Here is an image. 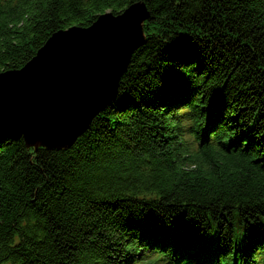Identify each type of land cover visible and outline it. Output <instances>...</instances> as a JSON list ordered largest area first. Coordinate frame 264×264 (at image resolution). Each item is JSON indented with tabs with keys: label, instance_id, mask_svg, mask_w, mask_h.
Wrapping results in <instances>:
<instances>
[{
	"label": "trees",
	"instance_id": "1",
	"mask_svg": "<svg viewBox=\"0 0 264 264\" xmlns=\"http://www.w3.org/2000/svg\"><path fill=\"white\" fill-rule=\"evenodd\" d=\"M135 3L145 43L75 143L0 140V264H264V0H0V73Z\"/></svg>",
	"mask_w": 264,
	"mask_h": 264
},
{
	"label": "water",
	"instance_id": "2",
	"mask_svg": "<svg viewBox=\"0 0 264 264\" xmlns=\"http://www.w3.org/2000/svg\"><path fill=\"white\" fill-rule=\"evenodd\" d=\"M143 3L90 27L54 33L20 70L0 73V140L65 150L111 105L134 52L145 43Z\"/></svg>",
	"mask_w": 264,
	"mask_h": 264
},
{
	"label": "bare ground",
	"instance_id": "3",
	"mask_svg": "<svg viewBox=\"0 0 264 264\" xmlns=\"http://www.w3.org/2000/svg\"><path fill=\"white\" fill-rule=\"evenodd\" d=\"M186 107H187V105H182L179 109H184ZM262 246H264V244H262Z\"/></svg>",
	"mask_w": 264,
	"mask_h": 264
},
{
	"label": "rangeland",
	"instance_id": "4",
	"mask_svg": "<svg viewBox=\"0 0 264 264\" xmlns=\"http://www.w3.org/2000/svg\"><path fill=\"white\" fill-rule=\"evenodd\" d=\"M144 26H145V23H144ZM144 26H143V28H144Z\"/></svg>",
	"mask_w": 264,
	"mask_h": 264
},
{
	"label": "snow or ice",
	"instance_id": "5",
	"mask_svg": "<svg viewBox=\"0 0 264 264\" xmlns=\"http://www.w3.org/2000/svg\"><path fill=\"white\" fill-rule=\"evenodd\" d=\"M177 56H179V55H177Z\"/></svg>",
	"mask_w": 264,
	"mask_h": 264
}]
</instances>
